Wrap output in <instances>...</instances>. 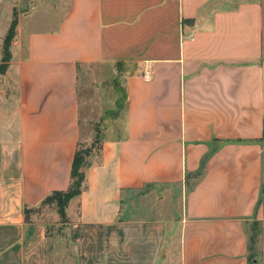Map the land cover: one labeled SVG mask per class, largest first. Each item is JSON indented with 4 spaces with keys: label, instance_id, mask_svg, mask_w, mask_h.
Returning <instances> with one entry per match:
<instances>
[{
    "label": "crops",
    "instance_id": "1",
    "mask_svg": "<svg viewBox=\"0 0 264 264\" xmlns=\"http://www.w3.org/2000/svg\"><path fill=\"white\" fill-rule=\"evenodd\" d=\"M30 3L0 0V61L17 16L0 264H264V0ZM106 73L111 103L88 80ZM97 132L61 231L41 210L26 220Z\"/></svg>",
    "mask_w": 264,
    "mask_h": 264
},
{
    "label": "trees",
    "instance_id": "2",
    "mask_svg": "<svg viewBox=\"0 0 264 264\" xmlns=\"http://www.w3.org/2000/svg\"><path fill=\"white\" fill-rule=\"evenodd\" d=\"M17 25V19L16 16L13 17L8 31L6 32L4 38H3V55L2 59L0 61V73H2L7 65L8 61L11 56L10 52V45L12 42V39L15 35ZM100 140V135L97 132L94 140L89 145H84L82 143H79L77 145V148L74 152L72 163H71V169H70V182L66 189H54L51 192H49L37 205L36 207H25L24 214L25 219H30V214L33 211L41 210V205H51L54 206L55 210L57 211L59 215L60 222H66L68 221L65 208L69 202V200L75 196H77L82 188L84 183V177H85V168L90 163L88 156H90L91 153H93V148L95 146L98 147V143ZM50 226L47 225V232H49ZM257 232L252 231L251 235L249 236V248H251L250 243L253 244L256 241ZM252 256L253 253L250 254V262L249 264H253L252 262Z\"/></svg>",
    "mask_w": 264,
    "mask_h": 264
},
{
    "label": "rangeland",
    "instance_id": "3",
    "mask_svg": "<svg viewBox=\"0 0 264 264\" xmlns=\"http://www.w3.org/2000/svg\"><path fill=\"white\" fill-rule=\"evenodd\" d=\"M32 1L33 0H31V3H32ZM25 3H26V5H21L20 6V10H17L18 12H20V13H26L27 11H28V9H29V3H30V0H25ZM30 3V4H31ZM20 3H18V5H19ZM15 12V14H17L18 15V12ZM1 18H0V21L1 22H3V20L5 19V10L4 9H2L1 11ZM17 17V16H16ZM15 32H16V30H15ZM14 37H15V35H14ZM14 37H13V39H14ZM12 39V40H13ZM91 70H93V69H91ZM90 70V71H91ZM108 74L106 73V74H104L103 76H97V74H95V76H89L88 77V80H90V81H93L95 78H99L100 79V81H101V83L104 85V86H107V89H108V85H110V87H109V90H108V92L105 94V100H106V102H110L111 103V96H109V95H107L108 93H110V90H111V75H110V77L108 78V76H107ZM2 74L0 73V80L2 79ZM107 82H106V81ZM110 81V83H109V81ZM119 95L122 93L121 92V90L119 91V92H117ZM113 98H114V96H113ZM95 124H96V122H95ZM97 126V125H96ZM85 144V143H84ZM98 143H96V145H97ZM86 145H89V143H86ZM97 150V146H95L94 148H93V152H95ZM88 159H89V161L92 159V157H90V156H88ZM40 208H41V211H42V216L43 217H45L47 220H49V226H50V228H51V230L52 231H54L55 233H57V232H59V231H61V228L63 227V223L62 222H60V218H59V215L58 214H56V212H55V208H54V206H51V205H41L40 206Z\"/></svg>",
    "mask_w": 264,
    "mask_h": 264
}]
</instances>
